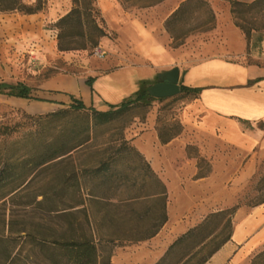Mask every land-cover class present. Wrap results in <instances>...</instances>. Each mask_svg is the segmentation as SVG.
<instances>
[{
	"label": "rangeland",
	"instance_id": "rangeland-1",
	"mask_svg": "<svg viewBox=\"0 0 264 264\" xmlns=\"http://www.w3.org/2000/svg\"><path fill=\"white\" fill-rule=\"evenodd\" d=\"M78 1L84 4L87 0ZM155 1L116 0L124 12L134 16L142 15L161 3L151 5ZM72 8V0H47L44 10L35 14L18 11L0 13V82H20L31 89V99L0 94V124L12 130L7 138L6 149L15 152L14 156L20 160L37 153V150L42 149V141L54 138L62 127L69 129L72 125H78L80 128L85 125V120H89V114L85 116L81 112L69 111L63 118L44 117L47 113H32L38 109L35 103L46 101L44 98L51 92L47 88H53L63 76L85 75L88 69L106 60L109 54L102 48L106 55L97 58L93 56L94 48L88 45L84 50L58 49L56 22ZM188 11L173 24V33L180 38H175L173 44L190 40L192 48L201 47L202 43L208 41L212 15L203 3H195ZM232 18L244 32L264 30V0L254 5H234ZM108 37L114 39L113 35L109 34ZM99 44L100 40L97 47ZM211 49L215 52L218 48ZM187 100L188 96L180 94L161 101L154 99L144 105L133 106L110 123L92 125L89 133L83 135L89 139L86 144L69 155L36 168L26 179L25 185L6 198L5 203L0 205L6 222L12 219L15 221L14 230L29 231L48 241L76 238L87 232L86 224L83 214L67 210L68 205L77 203L87 195L99 197L102 200L89 203L88 208L97 222L96 243L100 260L105 263L110 253L112 257L116 250L121 249L117 256L120 262H126L125 248L137 242H129L125 238L145 237L156 228L160 219V203L153 199H140L131 203L121 200L144 197L155 186L145 176H138L132 183L131 178L136 175V171L126 168L137 167L138 171L139 162L134 154H128L127 151L121 154L122 159L116 167L124 171L129 179L119 187L115 181L97 186L98 180L91 178L90 173L85 171L94 169L112 151L123 147V143L129 145L126 130L135 122H144L149 113L155 115L156 128L164 137L177 133L180 135L183 128L179 116ZM65 108L60 107L58 110ZM186 140V156L197 170L194 178L207 179L200 181L194 189L200 197L194 199L193 213L178 210L171 220L179 226L187 221L198 225L212 213L228 211L225 215L207 220L204 231L197 239L199 241L219 228L228 213H231L232 221H236L240 215L264 202V146L255 145L257 147L253 150L243 151L215 137L192 132L187 134ZM194 140L202 147H196ZM74 177L80 184L78 192L67 188L73 183ZM170 189L175 195L176 184L171 183ZM204 210L205 214L202 213ZM227 233L226 228L220 229L200 256L190 264H195L198 258L209 254ZM188 250L189 244L176 250L168 264H176Z\"/></svg>",
	"mask_w": 264,
	"mask_h": 264
},
{
	"label": "crops",
	"instance_id": "crops-1",
	"mask_svg": "<svg viewBox=\"0 0 264 264\" xmlns=\"http://www.w3.org/2000/svg\"><path fill=\"white\" fill-rule=\"evenodd\" d=\"M186 1L164 0L134 16L124 12L116 0H97L108 33L114 36L100 39L99 47L109 53L107 59L85 75L63 76L53 88H47L51 92L44 98L46 101L35 103L38 109L32 111L55 112L68 107L73 97L86 107L104 112L108 105L119 104L138 91L142 83L154 84L157 74L174 67L179 70V85L202 89L182 106L179 122L183 131L170 141H159L153 113L126 130L129 145L165 188L166 219L154 235L140 241L128 240L137 243L125 248L126 262L119 261L120 249L111 257V264H156L178 237L202 222L196 225L187 221L179 226L171 220L178 210L193 213L194 199L200 197L194 189L207 179L194 178L197 170L186 156L188 133L215 137L243 151L264 146V30H251L246 35L235 26L231 14V2L249 5L257 0H204L214 18L208 41L202 43L205 49L192 48L190 40L172 47L165 24ZM213 47L217 51L213 52ZM89 78L93 79L92 90L86 84ZM249 81L256 82L248 85ZM194 142L196 147H202ZM171 183L177 186L175 195ZM140 199L160 203L156 195L134 202ZM262 249L264 202L233 221L229 239L203 264H250L253 255Z\"/></svg>",
	"mask_w": 264,
	"mask_h": 264
},
{
	"label": "trees",
	"instance_id": "trees-1",
	"mask_svg": "<svg viewBox=\"0 0 264 264\" xmlns=\"http://www.w3.org/2000/svg\"><path fill=\"white\" fill-rule=\"evenodd\" d=\"M72 1V10L61 17L55 25L57 29L58 49L60 51L75 49L84 50L87 48V45L96 48L99 40L109 35L104 19L98 9L97 0H87L84 4H80L78 0ZM162 1L164 0H157L151 5H155ZM261 1L263 0H257L249 5H254ZM46 3L47 0H0V13L18 11L22 14H35L44 10ZM195 3H203L206 5V8L212 15L213 24V14L204 0H187L182 3L166 21L165 27L172 37V40L178 38L173 33V24L183 18L184 15L189 12V8ZM241 4L242 3L237 1L231 2V14H233V6ZM235 26L239 27L237 24H235ZM244 33L246 35L249 34L247 32ZM78 40L80 41L77 42ZM182 44L183 42L173 44L172 41V47H178ZM92 82L93 79L91 78L86 81L87 86H89L91 90ZM254 82L256 81H249L248 85H252ZM150 85L152 84L142 83L138 91L122 100L119 104L108 105V110L104 112L97 111L92 107H86L81 100L72 97V103L68 107L47 113L44 117L63 118L69 111L81 112L85 113V116L89 114V120H85V125L80 128L78 125H72L69 129L62 127L54 138L46 142L42 141V149L37 150V153L33 154V156L29 155L21 160L14 156L15 152H10L6 149L7 138L12 134V130L8 126L0 124V205L2 206L6 198L17 193L19 189L25 185L26 179L36 168L69 155L71 152L86 144L89 139L83 135L89 133L93 127L92 125L110 123L117 117L127 113L133 106L137 104L144 105L148 101L154 100L146 93ZM179 88V94L188 97H194L202 90L201 88H188L182 85H179ZM0 94L20 99H31V89L20 82L15 84L0 82ZM157 100L161 101L163 99ZM241 122L249 126L248 123L244 121ZM157 134L159 141L161 143H166L178 133L164 137V134L157 128ZM123 144V147L112 151L107 157L101 160L94 169L89 171L86 170L85 172L90 173L91 178L98 180L97 186H103L115 181L117 182L116 186L119 187V185L126 183L129 178L124 171L117 169L116 164L122 159L121 154L123 152L127 151L129 152L128 154H134L139 162V170L137 171V167L132 169L126 168V170L136 171V175L131 178L132 183L136 181L138 176H145L152 180V184L155 188L150 194H146L145 196L156 195L159 197L160 219L156 227L158 228L166 219L164 214L165 188L142 156L133 147L128 145V143ZM67 181H69V179ZM67 188L75 189L78 192L80 184L77 178L74 177L73 183L69 184ZM140 197L142 196L123 198L121 202L131 203ZM100 200H102V198L87 195L85 198H81L77 203L68 205L67 210L79 211L83 214L87 232L82 233L79 237L61 241H48L36 237L29 231L14 230L15 221L9 219L6 222L4 213L0 211V264H111V253L107 256L105 263H102L100 260L99 249L96 243L97 222L88 208L89 203H97ZM227 212V210L218 211L208 215L198 226L178 237L156 264H168L175 251L184 248L187 244H189L190 250L186 251L182 257L177 260L176 264H190L197 256H200L216 233L220 229L226 228L228 233L222 242L210 251L209 254L198 258L195 262V264H203L212 253L229 239L233 226L231 213H228L227 218L222 222L219 228L201 237L199 241L197 239L201 236L202 231H204L209 218L225 215ZM6 227L7 233L5 232ZM156 228L145 237H135L133 239L127 237L125 239L135 241L146 239L156 233ZM195 240H197V242H195ZM108 242H111V240H108ZM250 264H264V249L253 255Z\"/></svg>",
	"mask_w": 264,
	"mask_h": 264
},
{
	"label": "water",
	"instance_id": "water-1",
	"mask_svg": "<svg viewBox=\"0 0 264 264\" xmlns=\"http://www.w3.org/2000/svg\"><path fill=\"white\" fill-rule=\"evenodd\" d=\"M179 70L174 67L156 76V82L147 88V95L153 99H167L179 95Z\"/></svg>",
	"mask_w": 264,
	"mask_h": 264
},
{
	"label": "built area",
	"instance_id": "built-area-1",
	"mask_svg": "<svg viewBox=\"0 0 264 264\" xmlns=\"http://www.w3.org/2000/svg\"><path fill=\"white\" fill-rule=\"evenodd\" d=\"M105 55H106V52L103 49H101L100 47L94 48L93 56H95L97 58H103ZM262 124L264 125V121H262Z\"/></svg>",
	"mask_w": 264,
	"mask_h": 264
}]
</instances>
